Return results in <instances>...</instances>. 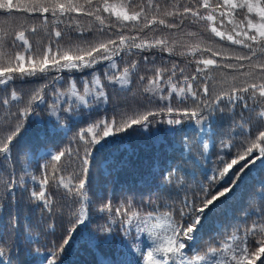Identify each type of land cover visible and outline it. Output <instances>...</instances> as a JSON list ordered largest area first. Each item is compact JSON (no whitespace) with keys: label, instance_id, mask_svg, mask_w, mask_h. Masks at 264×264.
<instances>
[{"label":"snow or ice","instance_id":"snow-or-ice-1","mask_svg":"<svg viewBox=\"0 0 264 264\" xmlns=\"http://www.w3.org/2000/svg\"><path fill=\"white\" fill-rule=\"evenodd\" d=\"M134 7L139 10H130ZM172 8L173 11L163 12V16L170 19L153 15L149 20V11L160 12V5L154 4L153 0H146V6L144 0L139 5L136 0H128L127 4L120 5L119 10L109 0H84V3L80 0H0V12L23 13L40 20L46 28L51 26L50 43L42 53L39 48L33 50L26 35L27 31L37 32L36 27L20 30L11 38L7 34L0 35V107L8 109L12 102L23 104L17 106L15 111H9L4 117H0V213L5 207L11 209L19 204V192L26 194L25 203L34 210H39L42 220L45 213L49 219L57 214L63 216L64 205H55L53 194L48 190L50 179L65 190L62 199L68 207L79 198V210L70 212L66 221L67 237H61L59 243L52 242L43 257V264H60V257L72 234L88 220L87 208L90 200L87 186L90 184L91 159L96 145L134 126L147 131L155 125L163 124L168 131L175 134L189 121L201 130L207 122L210 132L216 113L225 114L226 110L232 122L230 129L234 124L240 131H229L226 133L227 139L221 137L220 151L224 154L218 155L216 166L211 170L212 174L206 176L190 195L186 193L180 200L179 219L174 215L177 209L170 204L163 205L168 211L158 212L161 207L157 203L159 197L153 199L151 193L141 199L138 207H134L133 200L115 206L111 200H107L99 207V211L114 212L115 217H122L119 225L125 237H128L133 221H136V233H144L148 237L149 243L144 247L136 241L126 244L139 254L138 264H257V261L264 264V207L253 213L245 211L241 223L229 226L234 231H228L226 239L216 240L215 246L209 243L203 255L197 247L200 242L197 233L207 213L223 202L221 198L226 200L234 193L241 174L249 164L254 166L258 161L264 163V0H215L214 3L210 0H189L184 4L177 0ZM105 13L108 17L104 16ZM80 15L92 18L98 24L84 27L80 23ZM112 16L116 17L115 23L119 28L129 31L136 29L138 33H143L145 29L154 31L158 25L168 30L177 29L184 25L189 16L193 23L212 22L211 33L221 41L226 40L232 45L241 46L243 54H229L223 46L219 49L209 45L203 48L197 46L192 55L199 52L200 58L196 60V67L190 75H185V69L176 62L164 61L163 57L161 67H155L156 58L143 57L145 64L154 66V75L147 77L149 87L145 91L150 93L147 104L140 108L117 109L111 116L105 115L91 121L86 129H81L72 138L71 143L77 147L66 146L63 150L33 158L42 179L38 180L33 175L30 181L25 180L24 176L18 180L14 167L8 170L13 150L17 149L14 142L27 119L39 116L35 111L37 106L47 103L49 116L54 117L53 127L70 131L65 116L79 119L82 111L91 113L95 108L106 109L109 104V96L101 82L97 66L103 67V77L109 84L119 86L121 91H130L129 85L134 75L138 76L141 83L145 82L146 76L139 74L137 61H132L130 66L119 70L116 57L121 56L122 52L126 55L132 54V49L145 51L154 47H159L161 52H167L169 56L173 54L168 47L167 38H156L152 41L139 38L137 42L138 36L125 35L119 30L113 33V21L110 19ZM225 22L230 27L222 30ZM61 25L63 29L60 28ZM70 32L78 33V42L71 43L66 48L61 40ZM86 33H93V36L90 38ZM114 36L118 39L113 38ZM71 39L69 36V40ZM204 53L210 55L205 57ZM168 63H171L170 68ZM210 67L230 69L235 73L231 82L225 81L229 86L215 94L210 91L209 86ZM74 71L84 73L80 78L83 94L76 88L75 79L72 77H69L72 81L71 88L67 93L61 92L56 85L64 77L54 75L51 77V100L46 101L44 90L50 87L48 74ZM177 71L180 73L182 86L177 91L173 84L171 90H166L165 74H168L167 83L171 84ZM37 76L46 82L27 101H22L12 87L14 81ZM9 88H12L10 98L6 94ZM237 116L239 123L236 122ZM238 135L243 138L237 142ZM184 140L186 142L187 137ZM203 147H208L206 141L203 142ZM234 148V158H227ZM254 153L257 154L255 159L249 160ZM236 165L239 167L234 169ZM69 167L74 171L65 182L61 172L67 171ZM29 183L31 187L28 186ZM173 185L183 188L184 177L179 175L178 168L165 166L158 187ZM259 188L256 196L264 200V181L260 182ZM145 206L152 210L142 211ZM253 216L256 218L249 225L248 221ZM16 223L17 218L13 216V228ZM116 223V219H110L108 225H101L98 232L103 240L94 239L92 243L109 242L112 225ZM49 227L55 230L51 224ZM30 242L35 241L30 238ZM5 244L6 242L0 241V264H12L11 250L6 251Z\"/></svg>","mask_w":264,"mask_h":264},{"label":"trees","instance_id":"trees-1","mask_svg":"<svg viewBox=\"0 0 264 264\" xmlns=\"http://www.w3.org/2000/svg\"><path fill=\"white\" fill-rule=\"evenodd\" d=\"M80 2L84 3V0H80ZM127 2L128 0H109V3L117 6V10L120 9L121 4H127ZM140 2L141 0H136L137 5ZM144 2L146 6V0ZM187 2L189 0H179L181 4ZM210 2L214 3L215 0H210ZM153 3L160 5V12L149 11V20L152 19L153 15L158 18L170 19L164 17L163 12L173 11L172 4L177 3V0H153ZM130 10H139V8L134 7ZM201 11L203 10L201 9ZM104 16L108 17V14L105 13ZM239 18L237 17V19ZM79 19L84 27L98 24L94 19L83 15H80ZM110 19L113 21L111 29L113 33L119 30L125 35L138 36L137 42H139V38L149 41L156 38H167L168 47L172 49L173 54L169 56L167 52H161L159 47H154L145 51L132 49V54L126 55L122 52L121 56L116 57L115 62L119 70L122 71L123 67L130 66L132 61H137L139 74L146 76L145 82L141 83L138 76L134 75L132 83L129 85L130 91H121L119 86L109 84L103 77V67L97 66L101 82L105 85V90L109 96V104L106 109L95 108L91 113L82 111L79 119L65 116L70 131L65 132L62 128L53 127L54 117L49 116L47 103L37 106L35 111L39 113V116H31L27 119L19 137L14 142L17 149L13 150L8 170L10 171L14 167L18 180L24 176L25 180L30 181L33 175L38 180L42 179L43 177L33 158L37 155L45 156L48 152L63 150L66 146L77 147L76 144L71 143L72 138L81 129H86L91 121L98 120L105 115L111 116L117 109L140 108L141 105L147 104L150 95L149 92L145 91V88L149 87L147 77L154 75L152 71L154 66L150 63L145 64L143 57L156 58L155 67L162 66L161 57H163L164 61L176 62L179 67L185 69V75H190L196 67V60L200 58L199 52L192 55L197 46L203 48L205 45H209L214 49L223 46L229 54H243L241 46L232 45L226 40L221 41L219 37H215L211 33L212 22L193 23L190 16L180 28L168 30L158 25L155 26L154 31L145 29L143 33H138L136 29L129 31L126 28H119L118 24L115 23L116 17L112 16ZM140 26H143V22L140 23ZM31 27H36L37 32H26L29 43L33 50L39 48L42 53L50 43L51 26L46 28L42 26L40 20L28 17L23 13L0 12V35L7 34V37L11 38L20 30ZM229 27L225 22V28L222 30H227ZM60 28L63 29V25ZM86 35L91 38L93 33H86ZM69 36L72 38L71 40H69ZM77 36V32H70L62 38L61 43L67 48L69 44L78 42ZM113 38L118 39L116 36ZM103 39H107V37H103ZM16 50L22 51V49H10V51ZM209 55V53H204L205 57ZM167 66L170 68L171 63H168ZM234 74L230 69L210 67L208 70V75L211 77L209 79L210 91L215 94L227 88L229 85L225 81L231 82V77ZM48 75L50 87L44 90L46 101L51 100V77L54 75H63L64 77V80L56 85L61 92L67 93L71 88L72 81L69 77H72L75 79L76 88L83 94L80 78L84 73L74 71ZM167 75L166 73L164 78L166 90H171L174 84L178 91L182 86L179 71H177V76L173 77L171 84L167 83ZM45 82L40 76L27 77L24 80H15L12 87L15 88L22 101H27L28 97ZM213 84L215 87H212ZM11 90L12 88H9L8 93H6L9 98ZM173 102L175 103V100ZM17 106H23V104L18 105L17 102H12L8 109L0 107V117H4L9 111H15ZM236 122H240L239 116L236 117ZM231 123L226 110L225 114L216 113L215 119L211 123L210 132L207 122L201 130L199 126L189 121L182 126V130L175 134L168 131L167 126L163 124L155 125L147 131L134 126L126 132L108 137L106 141L102 140L99 145L95 146L91 159L90 184L87 186L90 200L87 208L88 220L72 234L69 244L60 257V264H138L139 254L134 248H130L126 244L136 241L137 244L144 247L149 243L148 237L144 233H136V221H133L132 226L129 227V235L125 237L119 225L122 217H115L114 212H101L99 207L107 200H111L114 206L121 202L126 203L127 200H133L134 207H138L141 199L151 193L153 199L159 197L157 203L161 207L158 212L168 211L169 209L163 205L170 204L177 209L174 215L176 219H179L180 200L186 193L190 195L197 185L205 180L206 176L212 174L211 170L216 166L218 155L224 154L220 151L221 137L227 139L226 133L229 131L239 133L240 129L236 128L234 124L230 129ZM184 137H187L186 142ZM242 138L238 135L236 141L238 142ZM205 141L208 143L207 148L203 147ZM26 152L29 155H24ZM235 154L236 149L234 148L227 158H234ZM256 155L254 153L248 159L253 160ZM165 166L179 169V175L184 177L183 188L175 185L158 187L160 175ZM238 167L239 165H236L234 169ZM73 171L74 169L69 167L67 171L61 172V175L65 177V182L73 174ZM5 174L7 175V171ZM261 181H264V163L258 161L254 166L249 164V167L241 174L238 187L235 188L234 193L230 194L226 200L221 198L223 202L212 212L207 213L197 233L200 238L197 247L201 249L202 255L209 243L215 246L216 240L226 239L227 232L234 231L229 226L241 223L245 211L253 213L260 207H264V200L256 196V193L260 191L259 184ZM28 186L31 187V183ZM48 190L53 194L52 198L55 205H64L63 216L57 214L49 219L45 213L42 220L39 210H34L32 206L25 203L24 196L26 194L19 192L17 193L19 204L11 209L5 207L4 211L0 213V241L6 242V251L11 250L12 264H43V257L51 247L52 242L59 243L61 237H67L66 221L70 212L79 210V198L71 207H68L62 199L65 192L62 186H57L50 179ZM151 210L152 208L145 206L142 211ZM13 216L17 218L15 228L12 225ZM255 218L254 216L250 217L249 225ZM110 219L117 220V223L112 225L110 241L99 244L92 243L94 239L103 240L98 229L101 225H108ZM50 224L54 227V231L49 227ZM30 238L35 242H30ZM257 264L260 262L257 261Z\"/></svg>","mask_w":264,"mask_h":264}]
</instances>
